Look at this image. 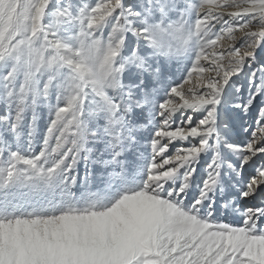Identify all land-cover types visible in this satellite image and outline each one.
I'll return each instance as SVG.
<instances>
[{"label":"rangeland","instance_id":"obj_1","mask_svg":"<svg viewBox=\"0 0 264 264\" xmlns=\"http://www.w3.org/2000/svg\"><path fill=\"white\" fill-rule=\"evenodd\" d=\"M254 176L264 0H0V264H264Z\"/></svg>","mask_w":264,"mask_h":264},{"label":"bare ground","instance_id":"obj_2","mask_svg":"<svg viewBox=\"0 0 264 264\" xmlns=\"http://www.w3.org/2000/svg\"><path fill=\"white\" fill-rule=\"evenodd\" d=\"M220 3H221V1H220ZM246 9V8H245ZM203 10H207V9H203ZM212 10L214 11V12H217L218 14H220L221 16L223 15V16H229V15H231V14H236L237 13V10H232V9H228L227 7H224L223 6V8H221V7H219V8H210V9H208V11H204V12H201V14H206V13H208V12H212ZM242 10V9H241ZM256 8H253V9H246V10H244L245 11V14H247V13H253V12H256ZM202 11V10H201ZM200 13V12H199ZM240 14H242V13H240ZM239 16V15H238ZM214 55V54H213ZM209 60V59H208ZM211 79H215V78H217V77H215V76H211L210 77ZM209 79V78H208ZM207 79V80H208ZM252 184V187L254 186V190H252V188L249 190L248 189V191H247V193H246V198L247 199H244V201L245 202H248L249 204H255V203H257L258 202V197L257 196H259V195H261V194H264V177H262V176H254L253 178H252V182H251Z\"/></svg>","mask_w":264,"mask_h":264}]
</instances>
